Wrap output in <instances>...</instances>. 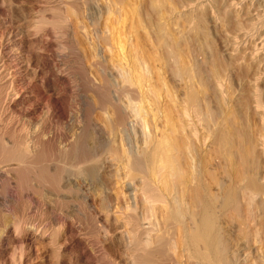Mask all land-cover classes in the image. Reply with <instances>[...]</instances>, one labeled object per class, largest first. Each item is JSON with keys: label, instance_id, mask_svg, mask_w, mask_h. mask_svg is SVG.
Wrapping results in <instances>:
<instances>
[{"label": "rangeland", "instance_id": "1", "mask_svg": "<svg viewBox=\"0 0 264 264\" xmlns=\"http://www.w3.org/2000/svg\"><path fill=\"white\" fill-rule=\"evenodd\" d=\"M135 39L138 40H136V44L141 43L139 49L140 46H143L140 50V57L143 55L144 58H140L141 62L139 63L143 64H140L139 68H141L139 70L141 72V69L147 67L141 73L149 74L148 76L141 74V77L143 76L141 80L144 81H142L143 85L147 84L146 87H152L154 83L153 89L154 92L155 90L157 92H155L157 96L155 93H151V95L156 96L155 100L152 96L146 99V95H149L145 94L137 97L141 101V103H138L141 104L142 108H147L146 117L149 118L152 115L150 113H153V107H158L156 103L158 101L156 100H160L158 108L161 112L157 113L158 116L161 115L159 118L162 119L163 117L164 120L167 119L170 123V117L172 121L169 126L168 124L165 125L167 127L165 130L172 129L170 125L178 127L182 125L183 121L186 126L183 124L178 128L179 130L185 128L183 133V129L180 130L182 135H180L181 133L178 134L180 131L174 127L173 129L178 132L173 131L175 134H172V131H167V133L169 135L171 132L172 136H176L175 140L182 137L181 140L183 141H179L181 144L179 142L178 144L182 145L183 150L189 149H184V145L185 147L192 145L189 151H184L187 155L184 156L186 159L194 157L191 160L187 159L189 161L187 166L189 164L191 166L187 168H190L191 172L200 169L201 173L198 171V174L202 175L204 173V165H201V163L207 154L206 148H208V145L211 151L216 152L218 149L216 148L218 146H214L217 145L218 141L215 140L218 137L215 139L214 135L215 133L218 134L219 130H216L221 127L220 124L223 129L228 128V123L231 126L233 124L238 130H248L251 133L253 132L254 136L257 134V140L258 137L261 139L262 134L260 136L258 132L260 128V131H264V128L261 127L263 124L260 121L261 112L259 113V111L264 109V102L262 103L263 108H260L259 111L256 104L257 98H260L259 100L263 98L261 101H264V0H0V44L2 43L0 46L8 48L5 58L10 66L19 64V72L22 70L23 77H25L21 85L27 87L26 89L29 91L27 92V99L22 100L12 93V98L9 96L5 103L8 106V102L13 99L11 101L12 108L5 106L7 109H4L5 111L3 110L2 113L4 116L7 112V116L10 113L14 114V121L9 117H4L5 120L2 117L1 121L4 125L10 123V126H6L7 133L10 131L6 138L13 139L15 137L16 139V137H19L13 131H15L16 124L22 125L24 122L25 132H29L30 137H33L31 140L40 138V142L46 145L49 142L50 144L53 143L54 146L57 145L56 148L65 146L73 132L77 135L89 133L91 137L85 138L88 146L90 144L94 147L108 145L111 133L108 132L109 127L108 129L105 127L108 125L104 124H107L106 122L114 114V112L111 113L112 106L109 105V101L111 102V99H114L113 95H115L114 100L118 101L116 92L113 93L112 91L115 85L119 87H116V89L121 90L126 87L122 81L129 80L132 77L129 74L132 63L131 59L129 60L130 55L128 57V49H130L128 46H130V42L134 43ZM123 49L128 51V54L127 52L124 53L128 58L126 60L130 61V63L127 62L128 65L124 63L127 67L123 64L126 61L119 59ZM146 51L149 53L147 54ZM114 57L115 60H112ZM117 57H119V62L116 59ZM111 60L115 65L111 64ZM145 60L147 61L145 62ZM119 63L121 67H126L125 70H128L125 73L121 71L122 75L125 74L124 77L129 76L125 77L127 79L119 74V70H121L118 69L121 68ZM147 63L149 64L146 65ZM114 67L117 69H114ZM154 69L155 71L152 72ZM212 70L219 71L224 76L223 88L217 86L218 79L213 75L215 71ZM224 71L225 73H223ZM144 77L146 81L143 79ZM147 82L153 83L149 85ZM255 89L257 90L255 91ZM108 92L113 95L109 94L107 96ZM124 95L130 96V98L132 96L131 93ZM124 95L121 96L123 100L120 98L118 102L121 104L122 100L128 106L130 98L129 100L126 99L128 97ZM256 95L261 97L256 98ZM137 98L133 97L132 99L136 100ZM150 98L154 101V106ZM105 99L107 105L104 109H101L100 105L103 104L102 101H105ZM148 100L149 103L147 104ZM162 104L164 107L166 106L165 108L169 113L171 112L172 116L168 112L166 113L167 110H163ZM184 106L188 109H185ZM148 107H151L152 110ZM171 108L174 112L170 110ZM105 109H108L111 114ZM149 110H151L150 113ZM220 110L222 114L218 113ZM162 111L168 116L164 118L166 115L163 116ZM144 114L142 115L144 116ZM107 116L108 120L106 119ZM131 119L126 120L127 124L124 128L121 126L125 130L121 131V136L116 137V148L119 142L122 147V141L125 137L123 143H126L123 146L137 152L141 148L140 145H143V142L141 143L143 137L142 134L140 135L141 131H139L141 125L139 121L138 125L140 126L136 125L137 121L132 119L135 121L133 122ZM150 120L151 118H149ZM204 120H207L208 123L206 124ZM174 121L175 124H173ZM150 122L152 123V120ZM225 124L227 126L224 128ZM230 124L229 127L231 128ZM151 126L150 128L153 130V123ZM255 130L258 131L255 132ZM185 131L189 132L187 138H185ZM190 131L193 134L195 133L194 137L197 135L196 138L193 137ZM207 131L209 133H206ZM205 133L206 135L210 134L211 137V139L207 138L209 140L205 139L206 142L203 141L204 138L202 139L203 136H206ZM262 133L264 134V132ZM121 139L122 141L117 143V140ZM86 143L84 142V144ZM210 143H214L212 148L215 147L216 150L211 149ZM209 150L207 149V152H211ZM214 151H212V157L215 156ZM260 153L257 152V157H254L255 161L252 157V160L254 162L258 161V163L248 164L250 169L252 165L257 166L258 169L253 167L255 172L253 168L251 170L248 168V170L253 171L258 176L264 172L260 170L262 166L264 167V155ZM201 155L204 157L203 160H201ZM219 160L222 161V159ZM214 161L211 164L217 162ZM253 161L250 160L249 162ZM57 162L51 163L52 170H50V174L44 175V178L36 175L35 177L32 176V184L36 190H33V187L32 190L26 188L24 190L23 186H20L22 189L16 187L19 186V183L13 175L15 170H12V177L3 178L0 176V230L10 226L6 239L0 238V264H18L21 259V247L16 245L15 238L18 235L13 227L16 218H22L23 220L21 237L18 240L20 239L23 242L26 251V264L135 263L139 251L136 250L134 245L131 246L133 243L125 234L128 232L121 222L120 212L116 207L120 206L121 209L128 210V208H125L126 198L128 199L125 195L129 196V194L135 193V190L140 188V175L132 177L133 180L131 177L127 180L124 177L126 174L123 173L125 171H122L124 175L122 173L120 175L125 180H122L121 185L119 184L121 181L117 179L118 177L114 176L118 175L115 170L116 166L111 164L112 161H110L111 163L107 161V165L102 162V164L100 163L102 168L99 166L98 177L100 176V184L104 185L105 188L100 185L101 189H94V185L91 183L92 179L88 176V182L89 179L91 181L89 182L90 185L81 181L78 183L79 186L76 185V187H79V189L77 188L79 193L77 202L76 199L71 197L75 195V191L66 188L62 192L58 189V186L62 183L57 181L65 177L63 181L66 183V179L71 175L81 177V174L86 172L87 166L86 164L85 167L82 166L84 165L82 162V165H80V162L73 163L71 161L69 163L68 161L70 167H67L68 164L63 163L65 168L70 169L71 174L70 171L68 173V170L63 168V164L60 165ZM185 163L183 162V164ZM192 163L198 169H195ZM73 164L80 165L82 172L79 169L81 167H75L76 165L73 166ZM71 167L75 169L73 170ZM76 168L80 172L77 173ZM55 169L56 171H53ZM262 169L264 170V168ZM57 170H60V172ZM83 170L85 171L83 172ZM218 172L221 173L222 171ZM220 173H218L219 178L225 177L224 173H221V175ZM67 174L70 176L68 177ZM249 174L254 175L251 172ZM53 176L58 179L52 181ZM83 176H85V173L82 174ZM135 178H139V181ZM42 179H44L43 182ZM45 179L47 182H53L52 185L47 183ZM116 180L119 184L117 186ZM54 181L56 185H59L56 186ZM127 181L128 183L130 181V183L125 186V184H128ZM132 181H135V186L138 185L137 188L133 186ZM117 190L118 192L120 190V192L117 193ZM107 196L108 198H106ZM104 199L109 200L110 203L108 219L101 208V202ZM262 202H260L262 208L260 206L261 209L257 210L252 225L251 223H247V225L244 223V226H242V217L235 213L233 216L232 214H217L216 232H219L217 234L220 235V241L226 247L225 254L228 251L226 257L230 264H264V199ZM137 210L140 213V208ZM83 214H88L89 220H91L90 223L83 222ZM254 221L257 222L255 225ZM45 224L47 230L43 229ZM220 233H223V235ZM181 240L182 243L183 240ZM178 242L177 245H180L181 243ZM185 246L184 243L181 244L182 249L178 248L180 246L177 249L175 247L176 255L170 257L171 261H166L165 264L170 262V264H188L191 260H185L186 258L190 259L188 254H185L188 253L187 247L184 250ZM179 253L184 254V256ZM180 255L187 256L181 258ZM176 259L178 262H176Z\"/></svg>", "mask_w": 264, "mask_h": 264}, {"label": "bare ground", "instance_id": "2", "mask_svg": "<svg viewBox=\"0 0 264 264\" xmlns=\"http://www.w3.org/2000/svg\"><path fill=\"white\" fill-rule=\"evenodd\" d=\"M133 37H135V36H133ZM136 40L137 39H135L134 43L133 42L129 43L130 44V46H128V48L130 47V49H128L129 54H128V51L124 50L125 48L123 49V52L121 51L122 54L127 52L128 57L130 55L129 60L131 59L130 61L132 63V66L129 64V66H131L129 74L132 77L129 80L122 79V80H124V81H122L123 85L125 83L126 87L122 86L123 89H121V90L116 89L117 85H115V84H114L115 88H114V86H112L114 88V90L116 89V91L112 90L113 93L116 92L115 94H117V96L119 95V97L116 96V98H118L117 99L118 101H120L119 100L120 98H122V100H123V97H121V96H123L126 93H131V95L135 98H137L139 96H144L145 94H148L149 96L146 95V99H148L149 97L152 96L153 100H155L154 98L157 96L156 90H155V92H156L155 93L154 89H153L154 83L153 82H151V83L147 82L149 85L152 83L153 84H152V87H150V86L146 87L147 84L143 85L144 81L141 80V78L143 77V76L141 77V74H144L141 72L145 71L147 69V67L144 68L145 70L141 69V72H140L139 69L141 67L139 68V66L141 63H139V62H141L140 58L143 56V55H141V57H140V50H141V47H143V46H140V49H139V45L141 43H139V45L136 44L137 43ZM7 50H8V48L0 46V176L1 177H3V178L8 177V176L12 177V174H13L12 172L15 170L14 171L15 174H13V175H15V178L18 180L17 182L19 183V186L17 185L16 187H20V186L22 187L23 186L24 190H25V188L27 190L28 189L34 190L35 187L32 184L33 183L32 176L35 177V175H36V176L44 178V175H46L48 173L50 174V172H51L50 170H52V167H50V165L52 162L58 161L57 163H59L60 165H62L63 163H67L68 161H69V163L71 161L73 163H79L80 162V165H82L81 164V162H82L84 164L82 166L85 167V164L87 166L86 167L87 170L85 169L86 172H84L85 170H83V172L85 173V176L87 175V177H85V176L82 177V174L84 175V173L81 174L82 178L77 177L78 175L76 176L77 178L75 177V175L74 176L71 175L73 177H71L69 175L71 177L70 178L67 174V176L69 178L67 177L68 179H66V183H65L63 181L64 180L63 178H65V177H62L60 180L57 177L56 178L54 177L55 175H57V174H55L53 176V179H52V181L54 179L55 180L58 179L57 182L59 183V181H60L62 183L60 186H58L59 184L56 185V183L54 181L55 185L58 186L59 187L58 189L62 190V192H64L63 189H66V188L72 189L73 192L75 191V195H73L71 197H72V199H76L78 202L77 198H79V195H78L79 193L77 190L79 189V187H76V185H78V183H80L79 181H81L82 183L84 182V183H87L88 185H90V183H89V182H91L90 179L88 182V176H89L92 179L91 183L94 185L93 188L94 189H98V188L101 189L100 188L101 184H100V179H99L100 176L98 177V174L100 171L99 168L102 166V165H100V163L102 164V162H105V164H106L107 161H109V162L112 161V163L111 162L110 163L112 165L114 164L116 166L115 170H116V174L118 175V176H116V175H114V176L118 177L117 179H119V181H121L119 184L122 183V180L124 179V177H126V179L129 180L128 179L129 177L134 178L136 175L137 176L140 175V179L138 178L141 181L140 184L138 183L139 185H141L140 188L138 187L139 189H136L135 193L129 194V196L125 195L126 191L124 193L125 197H128V199L126 198L127 204L125 203L126 204L125 208H128V210H127L128 212L124 209H121L122 207H120V206L116 207L120 212V214L119 213L118 214L120 215L121 222L123 223V225L127 229L128 233H125V234H127V237L132 241V242L131 241L130 242L133 243L131 246L134 245L136 247V250L139 251L137 258L135 259V263H133V264H165V263H167L166 261H169L170 257L176 255L175 247L177 245V241H179L178 243H181L180 239L183 240V242L181 244L185 243V245H186L184 247V250L186 247L188 249V253H185V254H188V257L190 258V259L186 258L185 260H191L188 262V264L190 262H191V264H230L227 261V257H226V254L228 251L225 254V248L226 247H224L223 246L224 244H222L223 242L220 241V237H219L220 235L217 234L218 231L216 232V227H217L216 224H217V217H218L217 214L218 213H220L221 215L222 214L223 215L224 214L225 215L232 214V216H233V214L235 213V214H238L239 216L242 217L241 219L243 222L240 221L243 223V225H242V223H240L242 226H244V223H246V225H247V223L248 224L251 223V225H252L253 220H255V218H256L255 215H256V212H258L257 210L258 209L260 210L262 208L260 202L263 203L262 200L264 199V172H262V174H260V172H259L260 175L258 176V174L256 175L253 173V171L248 170V168L250 169L249 165L258 163L257 159H256L257 162H254L255 161L254 157L255 158L257 157V152H258V154H259V152H261L260 154L264 155V134L262 133L264 131L261 130L262 131L261 132L260 131L261 128L260 129L258 128L259 129L258 134H260V136L262 134V136H261V139H260V137H258L259 139L257 140V137H256L257 134L255 132H257L258 130L257 131L255 130L254 133L256 135L254 136L253 132L251 133L248 130H246V131L238 130L237 128H235L233 126V124H232V126H233L232 127L231 124L228 123V128H226V129H223V126L220 124L222 129H221V127L220 128L217 127L219 129H217V130L215 129V130L216 131L219 130L218 134L216 135V133H215L216 136L214 135V138L216 139L218 137L217 138L218 140L213 139L215 141H218L217 145H214V143L213 144L210 143L211 149L216 150V148H218L216 150V152L214 150H212L215 152L214 153L215 156L212 157L213 155H212V151L209 150L210 149L209 145H208V148H206L207 154H206L205 158L201 155L202 156L201 160H203V158H204V160L201 163V165H204L203 166L204 173L202 175L198 174L200 172V169L198 170L199 172L196 170L197 173H195L196 171L195 172L193 171L194 172L193 173V172H191L190 168L189 169L187 168L190 165L189 164L187 166V164L189 162L188 160L194 159V157H192L191 159H189V157H188L187 158L188 160H187L184 157V156H187V155H185L186 153H184V151H187V150L189 151L190 147H192V145L190 146L189 143L188 144L190 147H185V145H184V149H186V148H189V149L183 150L182 149L183 147L181 148L182 145L178 144L179 141H183V140H181L182 137L179 139V137H180L179 136L178 137L179 140H175V138H177V137L173 135L174 138H172L173 136L171 135V132L169 133L170 136L168 135V133H167L168 129L165 130V128H167L165 125L168 124V126H169V124L172 121H171L170 117H169L170 123L167 119L164 120L163 117H162V119L159 118V116H161V115L158 116V114L161 112V111H159V108H158L160 105L158 102H160V100H156V101H158V102H156L158 105L155 103V105H157L158 107H153L154 101L152 100V98H150V99H151V102L153 104V106H151V107H153V113H150L152 110L151 107L150 108L148 107V109H151V110H149V113L152 115L149 118H151L152 123L154 125L153 130L150 128V126L152 125V123L150 122L151 120L149 121V118L146 117V115H147L146 112L148 110L146 111L147 108L144 109L141 107V104L138 103V102L141 103V101L138 98L137 99L139 101L137 99H136L137 100L136 101L135 99H132L133 98L132 96L130 98V96L128 97L127 95H124L125 97H128L126 99L129 100V98H130L128 106H126V104H124V102L122 100H121V104L118 101H115L114 100L115 95L108 92L107 96L109 94L114 96V99L113 100L111 99V102L109 101V103H110L109 105L112 106L111 113L114 112V114H113L114 117H113V115H111V117H110V115L108 114L110 117V120H108V116H107V118H106L108 120V121L106 120L107 124H104V125H108L105 127H107V129L109 127L108 132L110 131L109 134L111 133L110 137L108 136L109 140H110L108 145H104V146L100 145L98 147H94V146H91V144H90V146H88L85 138L91 137V135L89 133L84 134V135H77V133L73 132L71 134V136L69 137L70 139H68L69 140L68 143L65 146H63L61 148H56L57 145L54 146L53 143H51V144H53V145H51L49 142L46 145L45 143L40 142V138L39 139L37 138L36 140H33V139L31 140V138H33V137H30L31 134L29 132H25V129H24L25 124H23L24 122L23 123L21 122L22 125L16 124L17 126L15 127V131H13V133L16 132L19 137H16V139H15V137L13 135V137H14L13 139H10V137L7 139L6 138L8 136L7 134H9L10 131H9V133H7L8 129L6 128V126L9 125L10 123L8 124L7 123L8 121L7 122L5 121L7 123V125L6 124L4 125L1 120L4 117H9V119L13 120L14 114L10 113V115L7 116L8 112L7 113L4 112V113H6L4 116V114H2V113H3L4 109H7L9 107L12 108L11 107V101L13 99H11V101L8 102L9 103L8 106H7V104L5 105V103L7 102V99H9L8 98L9 96L12 98V96H11L12 93H14L13 95L16 94V96L19 97L20 99L25 100L28 98L27 92H29L26 89L27 87L25 88V87H22L23 85H21V83L25 77H23L24 75L21 72L22 70L20 71L21 74L19 72V70H20L19 64H13L14 66H10L7 63L6 58H5V54H6ZM118 50H116V51H118ZM120 50H122V49H120ZM148 53L149 52H147V54ZM122 54H120L121 58L117 57L116 59L117 60H118V58L122 59V61H126V62H123V64L124 63L126 64L129 60H126L127 55L125 56V54L124 55H122ZM120 55H118V56H120ZM150 55H149V57H150ZM145 57L147 58V56H145ZM142 58H144V57H142ZM113 59L115 60V57L112 58V60ZM260 59H262V58L260 57ZM130 61H129V63H130ZM146 61L147 60H145V62ZM118 62H119V60H118ZM120 62H121V60H120ZM148 62H149V60H148ZM150 62H151V60H150ZM259 63L263 64L262 62H259ZM111 64L115 65L113 61ZM148 64L149 63H147L146 65H148ZM116 65H117V63H116ZM127 65H128V63H127ZM144 65H145V63H144ZM119 67H121L120 63H119ZM125 68L124 67L118 68V69H121V70H119V72H120L119 74L122 75L121 71L125 73L127 70V69L125 70ZM114 69H117V68L114 67ZM155 69L152 70V72L155 71ZM127 72H128V70H127ZM223 73H225V71ZM126 74H128V73H126ZM124 75H122L123 78L128 76V75H126L124 77ZM148 75H145V76H148ZM213 75L218 79L217 80V82H218L217 86L218 87L220 86L221 88H223L222 86H223V82H224L223 81L224 76H222V74L219 71H215L213 73ZM134 77L136 79H133ZM103 79H104V77H103ZM125 79H127V78H125ZM143 79H145V77ZM145 81H146V79H145ZM158 81H159V79H158ZM122 82L120 81L121 85H122ZM109 83H110V81H109ZM109 83L106 82V84H108V85H109ZM156 86L158 88V84ZM145 87H146V89H145ZM117 88H119V87H117ZM157 88H155V89H157ZM105 89L107 90V88H105ZM150 89L152 90L151 92L149 91ZM256 90L257 89H255V91ZM151 93H153V94L155 93L156 96L155 95L153 96V94L151 95ZM256 93H258V92H256ZM29 96H31V95H29ZM172 96H174V95H172ZM109 97H111V96H109ZM109 97H108V99H110ZM257 97H261V96L256 95V98ZM259 99L260 98H257V104H256V106L258 107V111L260 108L261 109L263 108L262 103L264 102V101H261L263 98H261V100H259ZM103 101H102L103 104L100 105L101 109H104L107 105L106 99L104 102ZM143 102H145V101H143ZM148 103H149V100H148L147 104ZM122 104H124L123 105L124 107L122 106ZM142 105H143V103H142ZM5 106H7V108ZM125 106H126V108H125ZM148 106H150V105H148ZM53 107H54V105H53ZM165 107H164V105L162 107L164 111L167 110V108H165ZM54 108H56V107H54ZM156 108H158L157 111H155ZM184 108H185V106H184ZM221 108H222V105H221ZM224 108H225V106H224ZM108 109H105V111L108 112ZM185 109H188V108H185ZM11 110H13V109H11ZM170 110H172V108ZM223 110L224 109L222 108V111ZM167 112H168V110L166 111V113ZM172 112H174V111L172 110ZM185 112H186V110H185ZM219 112L221 113V110L218 111V113ZM108 113H110V112H108ZM162 113H163V111H162ZM259 113L261 114V118H260L261 120L260 121L263 124V126H261V127L264 128V109H262V111L260 110ZM142 114H144V116ZM164 114H165V112L163 113V116H164ZM169 114H170V116H172L171 112ZM183 115H184V113H183ZM167 116H168V114L166 116H164V118ZM186 116H187V114H186ZM128 117L137 121L136 125H138V121L140 122V125H141V129H139V131H141L140 135L142 134L141 136L143 137V140L141 141V143L143 142V145H140L141 148H140V150H137V152H135L129 148H125L123 146L126 143V142L123 143V141H125V137H124L123 141H122L123 138L121 140H117V143H118V141H122V147L119 144L120 143L119 142L117 145V148H116V137L121 136V131L125 130L122 128H124V126L127 124L126 120L128 119V121H129ZM173 117H171V118H173ZM5 119L6 118H4V120ZM132 119H131V121H133ZM173 120H174V118H173ZM135 121H133V122H135ZM166 121H167V123H166ZM207 123L208 122H206V124ZM149 124H150V126H149ZM173 124H175V121L173 122ZM183 124L184 123L182 121V125H180V124L179 125L183 126ZM229 124H230L231 128L229 127ZM252 124H254V123H252ZM128 125H129V123H128ZM140 125H138V126H140ZM121 126H122V128H121ZM180 126L175 127V126L170 125V128L172 127V129H170L169 131H172V134H175V133H173V131L178 132L175 129L180 128ZM226 126L227 125L225 124L224 128ZM258 126H260V125L258 124ZM173 127L175 129H173ZM190 128H192V127H190ZM181 129H183L182 130V133H183L185 128H181ZM119 131H120V133H119ZM213 132H215V131H213ZM180 133H181V131L178 134H180ZM182 133L180 135H182ZM188 133L186 132L185 138H187ZM206 133H209V132L207 131ZM206 133H205V135H206ZM191 134H193V132H191ZM196 134H197V132H196ZM194 135H195V133L193 134V137H194ZM196 136L194 138H196ZM11 137H12V135H11ZM203 138H204L203 141H205V139H207V138L211 139L210 134L206 135L205 137L203 136L202 139ZM84 139H85V141H84ZM209 139H207V140H209ZM41 141H42V139H41ZM84 142L87 145L84 144ZM190 143H191V141H190ZM119 145H120V148L118 147ZM212 145L218 146V147L212 148ZM204 146H205V144H204ZM258 147H260V148H258ZM207 149L211 152H207ZM258 149H259V151H258ZM193 156H195V155H193ZM252 157H253L254 161L252 160ZM261 157H263V156L261 155ZM216 159H218V160H216ZM219 159H222V161L220 162ZM213 160H215L214 162L217 161L216 162L217 165H215L216 163L211 164V162ZM250 160L253 161L254 163L253 162L250 163L249 162ZM185 161H187V162L185 163ZM183 162L185 164H183ZM191 162H193V161H191ZM263 163H264V161H263ZM71 165H72V163H71ZM74 165H76V164H73V166ZM80 165H78V166L81 167ZM63 166H64V164H63ZM78 166L76 165L75 167H78ZM193 166H194V164H193ZM67 167H70V165L68 164ZM67 167L65 168V166H64L63 168L67 169ZM189 167H191V166H189ZM199 167L201 168V166H199ZM253 167H255V169H258V168H256L257 167L256 165L255 166L252 165L251 169ZM78 168H76V170ZM103 168H105V167H103ZM194 168H195V166H194ZM262 168H264V167L262 166L260 168V170L264 171ZM79 169H81V172H82V167ZM212 170H214V171H212ZM253 170H254V168H253ZM53 171H56V169ZM57 171L60 172V170H57ZM69 171H70V169L68 170V173H69ZM75 171L73 172V174L75 173ZM78 171L79 170H77V173H78ZM122 171H125V172H123L126 174L124 177H121V175H120L122 173ZM218 171H222L221 173H224L223 175L225 177L219 178L218 173H220V172H218ZM249 172H251L254 175L249 174ZM254 172H255V170H254ZM70 173L72 174L71 171H70ZM221 173H220V175H221ZM256 173H257V170H256ZM58 177H60V176H58ZM49 178H50V176H49ZM133 178H132V180H133ZM5 179H7V178H5ZM135 179H137V178H135ZM43 181H44V179H42V182ZM46 182H47V180H46ZM47 183L52 185L53 182L50 183L48 181ZM127 183H128V181H127ZM129 183H130V181H129ZM129 183L125 184V186L129 185ZM133 183H134V185H133ZM133 183H132V185L135 186L136 185L135 181ZM117 184H118V180H116V186H117ZM56 186H54V187H56ZM101 186H104V185H101ZM137 186H135V187L137 188ZM89 188H91V187H89ZM104 188H105V186H104ZM58 189H56V190H58ZM117 189H119V188H117ZM121 189L122 188H120V190ZM59 190H58V192H59ZM120 190H119V192H120ZM121 191H123V190H121ZM131 191H133V190L131 189ZM119 192L117 190V193H119ZM138 193H140V194H138ZM57 195H59V194H57ZM106 198H108V196ZM76 200H75V202H76ZM119 200H121V198ZM109 204H110L109 200H107V199H104L101 202L102 211H104V213L106 214L107 219L109 218L108 212L110 211L109 210ZM260 206H261V208H259ZM138 208H140V213L138 212L139 210H137ZM129 210H131V211H129ZM262 212H263V210H262ZM258 214H260V213H258ZM89 219L90 218H89L88 214H83V222L85 221V222L90 223L91 220H89ZM261 219H262V217H261ZM22 222H23L22 218H19V219L16 218V220L14 221V224H13V227L16 230V233L18 235V237L15 238V242H16V245H19L21 247V253H22L21 259H20L18 264H26L27 263V261H26L27 259H26V255H25L26 251H25L24 245L22 244L23 242L20 239L18 240V238L21 237L20 233L22 232ZM255 223H257V222L254 221V225H255ZM9 227L10 226H6L3 228L4 230L3 229L0 230V238L1 239H6V237L8 236ZM46 227L47 226L45 224V227H43V229L47 230ZM218 228H219V226H218ZM220 234L223 235V233H220ZM125 238H126V236H125ZM177 238H179V239H177ZM172 239H174L175 241ZM181 244L177 245V247L180 246L178 248H181ZM225 246H226V241H225ZM177 247H176V249H177ZM187 249H186V252H187ZM248 253H250V252H248ZM179 254H182V253H179ZM182 255L184 256V254H182ZM182 255H180V257ZM183 256L181 258H185L187 255L185 257H183ZM176 262H178V260Z\"/></svg>", "mask_w": 264, "mask_h": 264}]
</instances>
